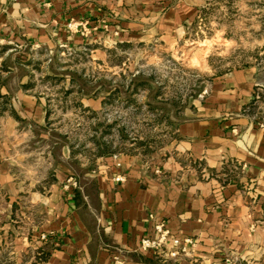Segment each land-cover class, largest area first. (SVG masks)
Here are the masks:
<instances>
[{
	"label": "crops",
	"instance_id": "crops-1",
	"mask_svg": "<svg viewBox=\"0 0 264 264\" xmlns=\"http://www.w3.org/2000/svg\"><path fill=\"white\" fill-rule=\"evenodd\" d=\"M197 5L0 0V264H264V126L253 117L255 92L264 93L258 66L205 81L179 109L170 142L144 156L96 155L77 174L65 142L50 134L51 99L35 69L41 51L85 44L104 58L120 44L168 49ZM78 92L85 108H100L99 99ZM41 160L51 170L40 173ZM72 174L78 188H64ZM155 221L193 246L176 261L140 251Z\"/></svg>",
	"mask_w": 264,
	"mask_h": 264
},
{
	"label": "rangeland",
	"instance_id": "rangeland-1",
	"mask_svg": "<svg viewBox=\"0 0 264 264\" xmlns=\"http://www.w3.org/2000/svg\"><path fill=\"white\" fill-rule=\"evenodd\" d=\"M196 1L195 15L168 49L120 44L99 58L84 44L37 55L39 83L51 99L50 134L69 148L75 173L96 155L158 150L173 138L179 109L205 81L247 65L264 70V0ZM80 88L101 101L97 111L83 106ZM49 164L41 160L40 173ZM69 177L78 188L75 175Z\"/></svg>",
	"mask_w": 264,
	"mask_h": 264
},
{
	"label": "built area",
	"instance_id": "built-area-1",
	"mask_svg": "<svg viewBox=\"0 0 264 264\" xmlns=\"http://www.w3.org/2000/svg\"><path fill=\"white\" fill-rule=\"evenodd\" d=\"M72 23L68 24L71 27ZM89 29L83 27L81 35L87 36ZM65 47V46H61ZM264 93L255 92L253 104L256 107L253 117L258 121L260 127L264 126ZM259 103V105H258ZM228 170L236 169L234 164L227 165ZM116 181H121L122 177H115ZM65 188H76V180L69 177L66 180ZM152 218V216H151ZM194 240L190 237L179 238L174 236L167 226L160 221L153 222L149 232L144 235L138 244V249L142 252L150 251L163 261H176L181 254H185L189 247H192Z\"/></svg>",
	"mask_w": 264,
	"mask_h": 264
}]
</instances>
